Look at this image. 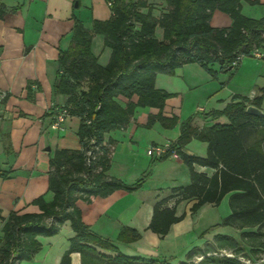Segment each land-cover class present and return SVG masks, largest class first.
Returning <instances> with one entry per match:
<instances>
[{"label":"trees","instance_id":"16d2710c","mask_svg":"<svg viewBox=\"0 0 264 264\" xmlns=\"http://www.w3.org/2000/svg\"><path fill=\"white\" fill-rule=\"evenodd\" d=\"M162 1L159 8L148 0H111L110 17L92 19L89 27L72 16L70 43L57 55L52 91L65 96L62 108L66 115L78 118L79 147L48 152L46 192L50 197L39 194L32 198L28 205L35 206V211L10 209L6 216L0 214V264H19L30 259L41 247L38 236L56 234L65 221L73 234L58 264H70L72 252L91 255L88 264H95L94 259L113 264L157 261L119 252L115 242L126 244L140 239L141 233L136 228L121 226L113 242L92 231L82 220L77 201L89 204L97 196L105 197L116 190L131 192L143 183L142 177L126 183L108 174L114 140L105 141V133L123 129L138 107L157 109L156 113L148 114L145 127L158 122L164 128H172L177 123V116L162 113L165 100L173 94L155 86L158 73L172 75L175 68L194 62L216 78L218 72L236 69L240 61L232 65L236 56H250L254 49L264 48V17L254 19L243 15L241 0ZM247 1L259 3V0ZM15 9L0 0V18ZM214 10L227 14L230 24L212 26L210 18ZM157 27L161 29V38L155 36ZM94 34H100L104 46L110 49L104 65L91 51ZM32 84L37 82L29 80L26 84L28 93ZM120 96L126 102L121 103ZM133 96L136 100H132ZM261 100L262 95L248 98L234 94L222 109L202 114L223 115L227 119L224 123L198 128L190 124L192 117H187L180 123L177 138L161 155L152 157L163 160L174 151L186 165L190 178L188 184L172 186L167 195L154 201L146 229L159 237L165 236L171 224L183 218V214L175 213L179 201L196 199L190 207L194 213L204 203L218 204L230 192V212L201 234L214 227L230 226L238 231V236L216 233L211 243L190 249L180 264H249L254 254L264 250V232L260 230L264 225V115L246 112L249 104L260 108ZM4 135V152L9 155L13 152L10 137L8 133ZM191 138L206 143L205 155L185 149ZM194 164L214 171L206 175L194 170ZM12 171V168L0 169V178H8ZM170 199L174 203L167 206ZM96 249L116 254L106 256ZM196 255L201 258L193 261ZM162 264L168 263L162 261Z\"/></svg>","mask_w":264,"mask_h":264},{"label":"crops","instance_id":"0c3cea01","mask_svg":"<svg viewBox=\"0 0 264 264\" xmlns=\"http://www.w3.org/2000/svg\"><path fill=\"white\" fill-rule=\"evenodd\" d=\"M148 1L157 4L159 8L163 6L162 0ZM1 2L8 8L16 7V9L0 18V89L8 93L0 107V158L3 159L0 162L7 164L8 167L13 165L12 169L21 167L25 163L30 166L31 170L26 174L21 169H17L14 170L13 178L0 179L12 188L7 190V195L10 200L12 198L16 200V207H25L26 211H35V206L28 205V202L46 191L48 152L61 147H79L76 135L77 117L68 115L63 123L64 127L59 130L48 127L51 115L45 117L44 120L40 118L51 102L64 103L65 101V96L54 94L52 91L57 69V55L70 43L72 16L77 17L83 25L89 27L92 19H108L111 11L105 0H1ZM240 10L249 18L264 17V0H259L256 4L241 0ZM153 12L155 15L158 14L156 9H153ZM230 22L231 19L227 14L218 13L216 10L210 18L212 26L224 27ZM156 30L157 28L155 32ZM91 51L101 65L107 63L110 49L104 46L100 34L92 36ZM230 73L231 76H228ZM29 80L36 81L37 85H30L28 93L26 84ZM15 82H17V90L13 91ZM155 86L173 94L165 100L162 113L166 116H177V123L172 128H164L158 122L145 127L148 114L156 113L157 109L138 107L123 129L109 131L105 133L104 138L105 141L108 138L114 140L111 145L108 174L126 183L136 181L144 172L153 169L159 170L160 176L151 187H146L143 182L138 189L131 192L116 190L105 197L93 198L89 204L77 201L82 211L83 222L92 231L113 242L123 225L134 227L137 230L141 229L140 239L126 243L136 244L134 247L136 249L133 251L122 253L118 244L116 245L120 253L144 259L152 258L153 255L150 254L154 256L158 254L157 248L163 240L159 239L162 237L151 231L147 232L149 230L146 229L154 201L167 195L170 187L183 186L190 182L188 169L177 155L156 160L147 155V147L151 144H165L174 141L179 134L180 123L189 116L192 117L190 124L198 128L216 122H226L227 119L223 115L211 117L202 114L210 110L222 109L234 94L248 98L262 95L260 108L264 109V48L254 49L250 56L240 59L236 69L228 68L226 71L218 72L216 78H212L199 64L191 62L175 68L172 75L158 73L155 77ZM198 90L200 98L197 100L204 99V106L191 102V98L189 101L187 99V96L190 97L191 93ZM132 100H136V96H133ZM119 101L124 103L126 98L120 96ZM1 116L7 117V121L2 120ZM5 126L6 131L3 129ZM5 133L9 134L13 150L6 159L3 158L6 147ZM14 134H18L17 139ZM2 135L5 139L4 147ZM195 139L191 138L185 145V149L196 155H205L206 143L203 141L197 143ZM32 143L33 145L29 146L23 155H15L24 144ZM39 146H43L47 153L39 151L37 148ZM47 146L51 148L46 150ZM193 167L194 170L204 172L206 175H211L214 171L208 166L194 164ZM0 193L5 195V192L0 191ZM226 194L229 196L230 192ZM195 201L196 199H186L175 205L176 215L183 214V218L171 224L165 237L171 235L170 240L181 239L179 241H182L186 234L197 232L199 228L204 230L207 226L220 221L222 217L209 210L219 203L215 205L204 203L194 213H191L190 207ZM173 203L174 200L170 199L167 206H172ZM205 217L210 218L209 221L203 220L204 227H198L200 220ZM207 222L210 223L206 225ZM70 231L72 230L68 228L67 238L58 248L53 247L54 242L52 241L55 239L52 235L38 236L41 242L40 249L30 259L24 260L28 261L24 263L58 264L63 251L68 247ZM216 233L219 232L206 238L201 246H194L202 247L205 243H211ZM143 238L153 249L138 244ZM96 250L106 256L112 257L116 254L101 249ZM90 257L89 254L81 256L78 252H72L70 264H88ZM94 260L95 264H113L101 259Z\"/></svg>","mask_w":264,"mask_h":264},{"label":"rangeland","instance_id":"374dc122","mask_svg":"<svg viewBox=\"0 0 264 264\" xmlns=\"http://www.w3.org/2000/svg\"><path fill=\"white\" fill-rule=\"evenodd\" d=\"M216 11L218 13H223V12H221L219 10H216ZM223 14H225V13H223ZM213 23H214V21H213ZM155 36L157 38H161V29L159 27H157V30L155 32ZM229 79L230 78H228V80ZM223 83L225 84V82H223ZM16 90H17V82H15L14 85H13V91H16ZM190 98H191V102H195V103H197L200 106H204V103H205L204 102V99L199 100V101L197 100V99L200 98L199 90L196 91V92L191 93L190 97L187 96L188 101H189ZM4 100H5V98L0 101V107H1L2 103L4 102ZM64 103H65V101H64ZM64 103L51 102L45 108V111L40 116V118L42 120H44L45 117L50 116L52 114L51 113L52 111L55 112V110L61 108L64 105ZM138 112L136 113L137 115L140 113V112L139 113ZM67 116L68 115H66L65 118H67ZM7 119H8L7 117H2V120H4V121H7ZM64 121H65V119H64ZM64 121L62 122V124L60 125V127L57 130H59L60 128L62 129L64 127L63 126ZM219 121H222V120H219ZM48 127H49V125H48ZM3 129H4V131H6L7 130V127L5 126ZM42 131H43V128H42ZM16 135H18V134H14L15 139H17ZM2 139H3V147H4V145H5V139H4V136L3 135H2ZM195 142L198 143V142H202V141H200L198 139H195ZM31 145H33V143L32 144H26V145L24 144L22 146V149L20 151H17L15 153V155L16 156L17 155H20V156L23 155L24 152H27L26 149L29 148V146H31ZM37 148H38L39 151H41V152L43 151L44 153H47V151L45 152L43 146H39ZM50 148H51V146H50ZM3 158L6 159V158H8V156L5 155V154H3ZM2 160L3 159L0 158V161H2ZM6 161H8V160H6ZM12 166L13 165H11V166L8 167L7 164H4V163L0 162V169H8V168H12ZM17 169L18 170L21 169L26 174L28 172H30V170H31L30 169V166H28L27 164L24 163L23 165H21V167H15L13 169V172H11L9 174V178H13L15 176L14 175L15 174L14 173V170H17ZM158 176H160V171L159 170L156 171L154 169L153 170L146 171L142 175H140V177L143 178V182H145V186L146 187H151L155 183V180H157V177ZM2 183L3 182H1V179H0V191L1 192H5V195H2L0 193V214L2 216H6L7 213H8V211L10 209L26 210L25 207H19V208L16 207V205H15V201L16 200L14 198H12L10 200V198L7 195V190H10L12 188L9 187L10 185H7L6 184L7 182H5L3 184ZM186 183H188V182H186ZM41 194H44L45 197H47V198L50 197V193L49 192H46L45 191V192H43ZM228 198H229V196L226 194V196L221 200V202L218 205L213 206L212 209H209V210L211 212H213L214 214H218L220 217H223V216L227 215L229 213ZM209 219L210 218H207V217H205L204 219L202 218L200 220V223H199L198 227H204V225H203V222L204 221L203 220L209 221ZM208 223H210V222H207L206 225ZM1 224H2V222L0 220V228H1ZM139 227H141V226H139ZM68 228L71 230L68 222L62 223L60 225L59 231L56 234L52 235L53 236L52 238L55 239L54 241H52V242H54V244H53L54 246L53 247H57V248L60 247L61 242L64 241V240H66L67 235H68L67 234ZM199 229L200 230L197 231V232H191V233H188L185 236H183L182 241H179L181 239H174V241L173 240H170L171 239V235H170V237L169 236L165 237L166 236L165 235L164 237L159 238V239H163V240H161L160 247L157 248V251L156 252L158 254H155V256H154V254H150V255H153L152 258L155 259V260H157V261H159V262L165 261L168 264H180L181 261L186 260L188 251L190 249H192L194 247V245L201 246L204 243V241L206 240V238L212 237V234L215 233V232H219V233H223V234H230V235H233V236H236V237L238 236V231L236 229L230 227V226H218V227H214L213 229L205 232L204 234H201V232L203 230L201 228H199ZM260 230L262 232H264V225H262L260 227ZM139 231L141 232V229ZM70 232H71L70 235H72L73 234L72 231H70ZM147 232H150V231H147ZM141 240H139V242H138L139 245H145V247H147L149 249H153L152 246H148L147 245V242L144 240V238L141 239ZM115 244H118L119 249H120V251L122 253H127V251H129V250L130 251H133V249H136V248H134V247H136V244L129 245V244H123V243H116V242H115ZM197 256L198 255H196L195 257H193L192 260L193 261H196L197 260L196 259ZM24 262H28V261L21 260L20 261V264H28V263H24ZM249 264H264V250H260L258 253L254 254L253 257L251 258Z\"/></svg>","mask_w":264,"mask_h":264},{"label":"built area","instance_id":"2783aa9c","mask_svg":"<svg viewBox=\"0 0 264 264\" xmlns=\"http://www.w3.org/2000/svg\"><path fill=\"white\" fill-rule=\"evenodd\" d=\"M107 6L111 5V0H105ZM242 58V56L238 55L236 56V59L232 62V65H236V63ZM6 91L0 89V101L5 97ZM51 120L49 123V127L51 129H58L62 122L64 121L66 117V110L65 108H59L55 110V112H51ZM170 145V143H165V144H151L150 146L147 147L146 153L147 155L151 157H157L161 155ZM174 151H172L171 155H174ZM176 155V154H175ZM201 256H197V260H199ZM154 264H162V262L156 261Z\"/></svg>","mask_w":264,"mask_h":264},{"label":"water","instance_id":"95a60500","mask_svg":"<svg viewBox=\"0 0 264 264\" xmlns=\"http://www.w3.org/2000/svg\"><path fill=\"white\" fill-rule=\"evenodd\" d=\"M246 112L249 113V114H252V115H256V116H262L264 115V109H261L253 104H249L247 107H246ZM50 147L47 146L46 147V150H49Z\"/></svg>","mask_w":264,"mask_h":264}]
</instances>
